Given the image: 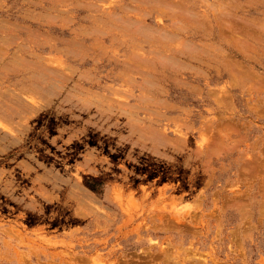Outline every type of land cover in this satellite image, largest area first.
<instances>
[{"label": "rangeland", "instance_id": "obj_1", "mask_svg": "<svg viewBox=\"0 0 264 264\" xmlns=\"http://www.w3.org/2000/svg\"><path fill=\"white\" fill-rule=\"evenodd\" d=\"M0 264H264V0H0Z\"/></svg>", "mask_w": 264, "mask_h": 264}, {"label": "trees", "instance_id": "obj_2", "mask_svg": "<svg viewBox=\"0 0 264 264\" xmlns=\"http://www.w3.org/2000/svg\"><path fill=\"white\" fill-rule=\"evenodd\" d=\"M86 186H87L90 190H92V191H96V187H95V186H93V185H91V184H86Z\"/></svg>", "mask_w": 264, "mask_h": 264}, {"label": "bare ground", "instance_id": "obj_3", "mask_svg": "<svg viewBox=\"0 0 264 264\" xmlns=\"http://www.w3.org/2000/svg\"><path fill=\"white\" fill-rule=\"evenodd\" d=\"M192 14V13H191ZM180 27V26H179ZM70 44V43H69ZM178 49V48H177Z\"/></svg>", "mask_w": 264, "mask_h": 264}]
</instances>
